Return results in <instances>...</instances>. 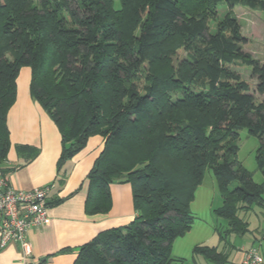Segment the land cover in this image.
<instances>
[{"label": "trees", "instance_id": "trees-1", "mask_svg": "<svg viewBox=\"0 0 264 264\" xmlns=\"http://www.w3.org/2000/svg\"><path fill=\"white\" fill-rule=\"evenodd\" d=\"M119 2L0 0V173L10 147L6 114L20 68L28 66L30 94L61 135L58 171L88 137L104 138L86 175L85 212L110 208V183L132 190L133 219L97 233L73 264H196L197 257L225 264L229 237L248 232L264 258V229L249 228L241 214L264 207V100L231 69L249 66L255 90L264 93V59L243 50L246 38L231 13L242 5L264 17V0ZM220 6L227 11L217 19ZM178 49L185 56L160 71ZM244 128L259 140L260 183L236 157ZM16 149L25 162L37 154L28 145ZM206 169L222 199L213 210L220 247L194 245L188 263L171 247L192 226L190 204Z\"/></svg>", "mask_w": 264, "mask_h": 264}, {"label": "crops", "instance_id": "crops-1", "mask_svg": "<svg viewBox=\"0 0 264 264\" xmlns=\"http://www.w3.org/2000/svg\"><path fill=\"white\" fill-rule=\"evenodd\" d=\"M29 81L30 69L23 66L16 79L14 102L6 114L10 147L6 160L1 164L5 172L0 175L14 188L28 190L49 186L48 199L52 203L49 205L47 221L27 232L30 255L24 256L17 242H9L0 248V264H73L78 248L97 233L125 225L133 219L135 209L132 190L127 182L110 183V208L103 213L85 212L88 187L86 175L102 151L104 138L98 134L88 137L84 147L65 161L58 171L56 162L61 151V135L52 119L31 96ZM17 145L32 146L36 148L37 154L25 162L26 157L19 154ZM216 191L213 184L206 187L201 183L196 188L194 199L198 195L202 196L201 209H205V215L203 217L199 211H194L197 215L193 212L195 218L191 228L172 243L173 256L184 258L185 262L190 263L194 262L191 252L194 245L220 247L214 230L217 218L213 210L221 206L222 199ZM213 199L216 200L215 205ZM56 200L60 201L54 203ZM256 225H259V230L264 229V223L257 222ZM249 228H254L250 222ZM253 240L249 232L232 234L229 242L233 249L226 263L239 264L244 250L255 244ZM207 261L202 257L195 259L196 264H207Z\"/></svg>", "mask_w": 264, "mask_h": 264}, {"label": "rangeland", "instance_id": "rangeland-1", "mask_svg": "<svg viewBox=\"0 0 264 264\" xmlns=\"http://www.w3.org/2000/svg\"><path fill=\"white\" fill-rule=\"evenodd\" d=\"M113 6L115 8H119L120 7L119 0H113ZM218 11L219 12L217 19H222V17L225 14V11L227 10L224 6H220ZM231 13L237 18L240 24V32L246 38V42L243 44L242 47L243 50L249 52L254 58L262 62L264 59V17L262 12L258 9H251L246 6L236 5L235 7H233ZM210 26L213 29L214 26L213 21L210 23ZM185 54L186 53L183 49H178L177 53L173 54L169 58L171 64L170 63L169 65L168 63L162 64L160 66L161 69L160 71H166L168 67L169 69H171V65L175 66L177 60L184 57ZM231 69L238 72L240 76L248 82L256 101L264 100V93L259 94L255 90L256 79L251 76L249 66L236 64L235 66H232ZM236 143L238 145V151L236 155L237 160L246 170H248L252 174V179L257 183H260L263 180V176L257 167V162L255 159V152L259 145L258 138L256 136L248 134L247 130L244 128L238 130V138L236 139ZM211 184L216 186V181L215 178L213 177L211 170L206 169L204 171L202 185L206 187L207 186L211 187ZM234 185L235 182L234 183L232 182L230 184V187H233ZM216 190L218 191L217 186H216ZM217 196L221 198L218 192H217ZM262 196L264 197V193L262 194ZM201 202H202V196L201 195L196 196L192 203V209L191 208L190 209L192 213L194 211L197 212L199 211V215H202L204 217L205 209L204 208L201 209ZM213 203L215 205L216 203L215 199H213ZM196 208L197 210H195ZM241 214L242 215L244 214L243 216L250 221L251 227H254L255 224L259 221L261 222V224L264 223V207L254 205V207L251 210H248L247 213L244 212ZM177 263H179V261ZM207 264H214V263L211 261H207ZM225 264H230V263H225Z\"/></svg>", "mask_w": 264, "mask_h": 264}, {"label": "built area", "instance_id": "built-area-1", "mask_svg": "<svg viewBox=\"0 0 264 264\" xmlns=\"http://www.w3.org/2000/svg\"><path fill=\"white\" fill-rule=\"evenodd\" d=\"M49 186L14 188L0 175V248L17 242L24 256L31 253L27 232L48 218ZM239 264H264L259 244L244 250Z\"/></svg>", "mask_w": 264, "mask_h": 264}, {"label": "water", "instance_id": "water-1", "mask_svg": "<svg viewBox=\"0 0 264 264\" xmlns=\"http://www.w3.org/2000/svg\"><path fill=\"white\" fill-rule=\"evenodd\" d=\"M42 259H44V258H42Z\"/></svg>", "mask_w": 264, "mask_h": 264}]
</instances>
